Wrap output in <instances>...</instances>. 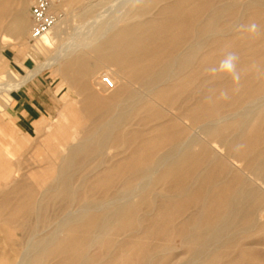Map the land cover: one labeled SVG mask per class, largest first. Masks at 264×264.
I'll list each match as a JSON object with an SVG mask.
<instances>
[{
    "label": "bare ground",
    "instance_id": "6f19581e",
    "mask_svg": "<svg viewBox=\"0 0 264 264\" xmlns=\"http://www.w3.org/2000/svg\"><path fill=\"white\" fill-rule=\"evenodd\" d=\"M14 1L0 0L2 45L7 44L11 32L24 36L30 28V24L22 18V13H15L10 22H5V19L7 24L3 23V19L10 15V7ZM158 2H165L158 12L164 17L166 24H160L152 18L148 22L134 25L130 23L122 29H116L113 25L105 27L95 36L101 42L97 50L104 52L105 60L120 66V72L127 80L122 89L120 87L118 92L115 91L108 98L98 91L99 95L95 94L92 88L98 76L95 77L86 68L87 64L83 63L85 61L75 62L79 64V68L74 76L68 78V73L65 75L72 82H76L78 76L81 78L90 75L89 85L86 83L83 86L87 94L81 98L80 106L87 112L84 119L92 120V128L86 130L82 138L77 137V142H71L68 125L59 124L55 131H50V137H58V145L61 144L63 149L55 144L48 147L51 156L43 158L38 167L27 175L31 182L24 179L23 175L18 176L20 169H15V165L19 164H15L13 159L6 160V156L13 158L15 153L4 150L6 143L0 138V172L4 173L5 181L14 179L10 186L0 192V223L8 226V236L19 229L28 233L27 241L19 242L20 244L15 238H10L7 242L5 240L9 250H0V264L12 259L11 262H15L17 257L20 261L18 259L15 264H48L51 261L52 264H264V236L261 238L264 233V131L261 129L264 125V49H261L260 57L251 60L250 57L255 54L253 52L249 57L251 61L247 63H240L235 58L239 63L236 65L244 69L245 75L240 77L239 73H234L235 76L229 82L235 87L239 84L246 86L242 93L236 89L229 91V87L227 92H223L229 94V100L232 98L238 104L240 102L238 110L235 108L234 112L219 114L214 110L212 96L211 100H200L198 107L210 105L213 110L200 113L198 109L201 108H196L194 114V109L190 110L192 115L189 118V130L192 128L193 131L185 136L188 128H181L179 125L180 115L175 117L171 114L173 117L167 119V113L156 108L158 101L168 107L172 106L171 100L174 99L169 96L177 88V82L173 84V80L181 79L183 72L188 77L189 70H186L191 65L197 63L199 72L207 73L211 64H219L227 60L229 55L235 57V53H223L222 56L216 53H222L236 45L237 35L232 34L238 22H245L241 27H250L254 20L264 23V0H218L217 4H213V0H145L138 6L133 5L131 11L138 12L139 8L146 9ZM250 11L252 14L248 15ZM143 13L146 11L138 14ZM228 13L234 23H222ZM59 21L60 19L49 32L33 43L36 49L42 52L54 45L56 37L52 36L51 30L58 27ZM182 25H185L183 30L179 28ZM167 33L171 34L170 40L161 42V36L165 34L166 37ZM185 35L191 36L192 40L184 44L180 37ZM241 35L247 43L255 35L262 36L264 40V34L257 35L255 32H244ZM253 46H257V43ZM246 52L249 56V51ZM66 55L50 58L44 65L38 66L37 70H32L24 81L19 80L13 86L22 87L42 69L55 65L60 69ZM246 58L248 57L242 61ZM197 66H194L196 70ZM74 69L77 68L74 66ZM0 75V79H12L17 73L10 69L6 74ZM218 75L216 73L210 77L216 78ZM113 78L115 89L118 90V79L116 76ZM254 82L257 86L253 87ZM133 85L143 88L145 94L135 88L133 90ZM206 87L207 85L203 88ZM215 89L207 91L209 93ZM221 96L225 97L224 94ZM8 103L7 100H4V104L0 103V120H5L10 115L7 111ZM68 106L75 110L72 103ZM146 111L150 114L141 117L140 121H158L151 129V132L157 134L149 141H139L137 130L133 129L130 130L131 136L124 137L126 126ZM11 120L12 118L8 122H12ZM232 121L239 124L234 129L235 136L230 138L227 137L230 134L225 133L233 128ZM135 123L132 125H137ZM202 135L206 138H202ZM110 144H129L130 151L124 158L114 159V162L105 167V160L98 157ZM197 146L199 149L195 148ZM94 162L96 165L91 168ZM115 178H120V181L122 178L123 185L112 192L111 197L101 198L102 200L85 197L86 192L92 194L109 188ZM161 185L162 189L159 191L158 186ZM57 200L63 203V216L54 221L53 228L41 234L40 225L48 223L47 212ZM173 234L185 251L172 253L175 247L171 246L170 236L174 237ZM258 234L260 239L252 242V237ZM250 238L251 242H246ZM24 244L25 250L20 253L21 250L18 249L21 248L18 247ZM95 246L99 253L92 255L90 250Z\"/></svg>",
    "mask_w": 264,
    "mask_h": 264
},
{
    "label": "rangeland",
    "instance_id": "374dc122",
    "mask_svg": "<svg viewBox=\"0 0 264 264\" xmlns=\"http://www.w3.org/2000/svg\"><path fill=\"white\" fill-rule=\"evenodd\" d=\"M26 1H28V2H26ZM144 1L145 0H103V1L102 0H82V1L81 0H53V7H54L53 9H54V11L56 13H58L60 15V21L61 22L59 21L60 24L58 25L57 28L53 29V31L51 30L52 36L56 37L54 45L53 46H48L47 50L46 51H42V52H41V50L36 49L34 47L33 43H31V41H29L30 40V33L29 32H31V28H32L30 7H31L32 3L34 2V0H32V1L31 0H18V1L15 0L12 3V5L10 7V15H9L10 19L8 18L9 16L5 17L3 19V23L7 24V23H5L6 21L10 22L12 17H13V15L15 13H22V18L23 19L25 18L24 21L27 22L28 24H30V28L28 29V32L26 33L27 35L25 34L24 36H19L16 32H11L10 35H8L9 39L7 40V44L6 45L0 44V65H1L0 66V74H2V73L6 74L7 72L10 71V69L14 70L17 73L16 77H12V79H9L8 77L0 79V103L4 104V100H7L9 102L8 103L9 104L8 105L9 108H8V110L7 109L6 110L10 113V115L5 120H0V138L1 139L3 138L5 140V143H6L5 144L6 146L3 147V149L6 150V151L8 149V150H11L12 152L15 153V156L13 158H10L9 156H6L7 157L6 160L9 161V160L13 159L15 164H19L18 166L15 165V169H20V171L18 172V176L19 177H22V175H23L24 179H26V180L31 182L29 176L27 177V175H29L32 171H34L38 167L39 162L43 158L51 156V152L49 151L48 147H50L53 144L58 145L59 140H58V137H56V138H55V136L54 137H50V134H51V132L56 130V128H57V126L59 124L70 126L69 129L71 130V133L69 135H70L71 142H77L78 141L77 137L80 136L79 138H82V135L84 136V132L86 130L92 128V120H88L87 121L86 119H84L85 116L87 115V112H85L84 108L81 107L82 106L81 98H83L84 95L87 94V91H85L83 86L86 83H87V86L89 85L90 75H88L89 78L87 77V75H84L81 78L78 76V80L76 82H72L71 80H69L68 78L70 76H74L76 74V71L79 68L78 67L79 64L75 63V62H77L78 60H80L82 62L85 61L83 63H84V65L87 64V65H85V66H87L86 68L90 72L92 71L91 73H94L95 77H97V76L100 77V80L98 79V77L96 78L97 80H95L94 87L92 88V90L94 91L95 94H98V95H99V93H100V95L104 94L103 96L108 98V97L114 95L116 92H118L120 90L119 89L120 87H121V89L124 87L123 85H125L127 80L123 76V74H121L120 66L105 60V58L103 57L104 56L103 55L104 52L97 50V47L100 45L101 42L99 40H96V37L98 36V34L101 31V29H103L105 27L112 26V25H113L112 27H114L116 29H122L124 27H128L130 23H131L130 25H134V24H137V23H141L143 21L144 22H148L152 18H154V21L157 20L156 22H159L160 24H162V23L166 24V21H164L165 20L164 17H162L159 14V12H158L159 9L164 5L165 2H162V3L158 2V3L154 4V6L152 5V6L148 7V8H146V9H145V7L139 8L138 12L137 11H133V10L131 11V7L133 5H137L138 6L141 3H143ZM241 1H245V0H241ZM214 3L217 4L218 0H213V4ZM12 7L14 9L17 8V10H14ZM11 8H12L13 12H12ZM24 10H26V11H24ZM143 11H146V13L138 14L139 12H143ZM130 13H135V14H130ZM251 14H252V12L250 11L248 13V15H251ZM135 15H137V16H135ZM227 15L229 16V13ZM227 15H225V17L222 19V21H223V22L221 21L222 23L233 21L231 16L226 18ZM134 18H135V20H134ZM5 19H7V20H5ZM158 19H162V20H158ZM4 20H5V22H4ZM129 20L131 22H129ZM257 21L254 20L251 23L252 25H254L256 23L253 27H252L251 24H250L251 26L249 25L250 27H248V26L247 27H243V26L241 27V25H243L245 22L244 21L243 22L242 21L238 22L236 24L237 27L235 28V30H234V32L232 34V35H235V33H236V35H237V43L238 44L236 43V45L229 47L225 51H222V53L218 52V53H216V55L220 54L222 56L223 53H225L224 55L235 53V58H237L240 63H247V62H250L251 60H254L255 58L257 59L258 57H260L261 56V51L264 49V40L262 39V36H258L257 37L255 35L257 38L254 36L252 41L247 43V40H245L242 37V35H241L244 32L245 33H247V32H255L257 35H263L264 31L262 33H261V31L264 30V28H263L264 23L259 21V20H257ZM234 22L235 21H233L232 23H234ZM118 26H119V28H117ZM179 28L181 30H183L185 28V25L184 26L182 25ZM244 29H246L247 31L244 30ZM237 32H239L240 35ZM170 37H171L170 33H167L166 37H165V34H163L161 36V38H162L161 42H164V43L167 42L168 40H170ZM254 38L256 39V41H254ZM21 39L23 40V42H22ZM191 40H192L191 36L190 37L189 36L186 37V35H185V36H181L180 37V41L182 43L184 42V44L185 43H189ZM259 40H261V41H259ZM239 42H241V44ZM256 43H257V46H253L252 47V45H256ZM244 44H246V45H244ZM183 45H181L182 48H183ZM66 46L68 47L67 50L69 52L66 50V48H67ZM152 46H155V44H153ZM60 49H61V52H64L63 53L64 55L67 54L66 55L67 57L66 56L64 57V61H63L62 66L60 67V69H58V65L57 66L55 65V66H53L51 68L42 69V71H40L34 78H32V79H35V78L39 77V78L43 79V85H44L45 90H47L49 92H52L53 94L57 95L60 98V104L58 105V109L54 113H51V115L42 114V115H38V116H34V117L27 116L26 114L22 113V111H20L21 108L19 109V107L16 105V103L18 102V100H17L18 96H19L18 93H21L19 91V89L21 87L20 88H15L13 86V83H15V82L18 83L19 80H20V82L24 81L26 79V77H28L32 72L35 71V69L37 70L38 66L41 67L48 60H50V58H52L54 56H61V55L64 56L61 52H59ZM62 50H64V51H62ZM95 50H96V52H95ZM229 50H232V52H230ZM241 50H243V51H241ZM246 51H249V53H250L249 56H248ZM257 51H259V53ZM70 52L73 55L70 54ZM253 52L255 54H253ZM79 54H83V56L81 55L82 58H80L81 56ZM86 54H88V55H86ZM252 54H253V56H252ZM259 54H260V56H259ZM238 55H239V57H238ZM250 56H252V57H250ZM83 57H84V59H83ZM88 57L90 59H88ZM99 57H100V59H99ZM101 57H102V59H101ZM245 57H248V58H246V60L244 59V61H242V59L245 58ZM249 57H250L251 60H249ZM66 59H67V61H66ZM237 59L233 60L235 63L232 61V63H233V68L231 69L232 71L228 70L226 68H223L222 67V62H219L220 65L218 63L211 64L209 69H208L210 71H207V73L206 72L205 73H200L199 72V68L197 66L198 65L197 63H195V65L194 64L191 65V67H189L186 70V72L189 70V72H187L188 77L183 72V75H182L183 77H181V79L173 80L174 82L172 81L173 84L176 83V82L178 83V84L176 83V85H175V86H177V88L179 86V88L178 89L176 88L172 92L171 96H169L172 99H174V101H175L174 102L173 100H171L172 101V103H171L172 104V106H171L172 108L170 106H169L170 107L169 108L166 104H164L161 101L160 102L158 101L156 103V105H157L156 108H158V110H162V112L164 110L165 112H163V113L164 114L167 113L166 114V116H167L166 118L167 119L173 117V115L171 116V114H174L175 117H179V115H180V120L181 121L178 120V123H180V122L181 123L179 125L181 126V128H186V127L188 128V129L186 128L187 129V131H186L187 133L184 134L185 136L188 135V132H189V134L190 133L192 134V131H193L192 128H191V131L189 130L190 129L189 126L191 125V124L189 125V122H190L189 118L191 117L192 114L195 113L196 108H201V107H198V105H197L200 100H203V99L211 100V96H212V98L214 100V103H213L214 104V110L216 112L218 111L219 114H221V112H223V113H231V111L234 112L235 108H237L236 110H238L240 108L239 107L240 102L238 104V102H236L235 99H232V98H230V100H229L228 99V95L229 94L226 93L228 91L227 90L228 87H229V91L230 90L233 91V89H236V90H239V92L242 93L244 91L243 89L246 86V85H242L241 86L239 84V85H237L235 87L234 85H232L229 82L230 79L232 77H234L235 75H237L238 73H239L238 76H240V77H243V75H245L244 69H242L238 65H236L238 63ZM97 60H99V61H97ZM100 60H104L103 62H105V64L102 61H100ZM88 61H89V63H88ZM93 63H96V64L93 65ZM88 64H91V65L88 66ZM217 65H219V66H217ZM74 66L77 69H74ZM194 66L195 67L197 66V70L198 71L195 69ZM234 66L236 67V70H235ZM72 68H73V71L71 70ZM216 68L218 70H215ZM240 69H242L243 71L240 72ZM96 70H97V72H96ZM212 70H214L215 72L212 71ZM210 72H212V74ZM259 72L261 73L262 71H259ZM111 73H113L114 75L111 74ZM195 73L198 74V75L195 76L196 75ZM216 73H217V75L219 74L218 77L211 78ZM234 73H235V75H234ZM66 74H67L68 78L65 76ZM106 74L111 76L112 78H113V76L114 77L116 76V78L118 79L117 85H119L118 86V90L113 89L111 91H106L104 89L103 85L100 86V84H102L101 77L103 75H106ZM209 74H211L210 75L211 77L209 76ZM222 76H223V78H222ZM193 77H195V78H193ZM207 77H210V78L205 81L204 79H206ZM191 79H193V80L196 79V81L195 82L193 80L191 81ZM113 80H114V78H113ZM78 81H80V82H78ZM82 81H84V82H82ZM202 81H205V83L203 82V84H202ZM216 81H218V82H216ZM227 81H228V83H227ZM221 82H223V83H221ZM71 83H72V85H70ZM186 83H188V84H186ZM216 83H221V84H216ZM257 83H258V81L256 80V84ZM181 84H182V86H181ZM211 84H213V85H211ZM256 84L254 82V84H252L253 87H254V85L257 86ZM206 85H207V87L203 88ZM209 85H210V87L212 86L211 88H216L217 89V90L216 89L215 90H211L210 92H212V94H210V92L208 93V91H207V89H211L209 87ZM221 85H223V86H221ZM227 85H229V86H227ZM137 87H138L137 85H133L132 89L133 90L136 89L137 91L139 90L140 93H142V94L145 92V90L143 88H140V87L137 88ZM219 87H222V88L224 87V88L221 89ZM115 88H116V84H115ZM240 88H242V90ZM182 89H184V90H182ZM178 90H179V93H178ZM193 90H194V92H192ZM223 90H225V91L227 90V91L226 92L224 91L225 92L224 93ZM81 91H83V92H81ZM217 91L218 92H222V93L218 94ZM182 92H184V93H182ZM180 93H182V94H180ZM187 93H189V94H187ZM194 93L196 94L195 96H194ZM221 94L222 95L224 94L225 97L223 98V96H221ZM208 95H209V97H208ZM218 95H220L221 98H219ZM172 96H174V97H172ZM178 96H180L179 98H181V99L186 97L189 100L188 99H182V100L178 99ZM202 96L204 98H200ZM213 96H215V97L218 96V97H216V99H214L215 97H213ZM218 98H219L220 101L217 100ZM73 99L75 101L76 100L77 101L75 102ZM147 99H149V98L147 97ZM221 99H223L222 100L223 102L221 101ZM221 102H222V104L220 105ZM71 103L73 104V107L75 108V110H71L69 108L68 105H71ZM191 103H192V105H191ZM213 104H212V106H213ZM225 104H226V106H225ZM188 105L189 106L191 105V107H189ZM175 106H177V107H175ZM219 106H220V108H219ZM187 107H188V109H186ZM226 107H227V109H226ZM203 108L198 109V111L200 110L201 111L200 113H202V112L205 113L207 111L213 110L210 105H209V107H203ZM193 109H194V111H193ZM190 110H192L193 112L190 111ZM146 112H142L136 119L132 120L126 126V129L123 131V136L124 137L127 138L128 136H131L130 130L132 131L133 129L137 130V135L139 136L138 137L139 141H149V140L152 139V137H154L157 134V133L151 132V129H152L153 126H155L156 124L159 123L158 121H147L148 123L140 121L141 117H146L147 115L150 114L148 111H146ZM191 112H192V114H191ZM183 114H185V115L189 114V115L185 117ZM181 116H183V117L181 118ZM10 118H12V120H11L12 122H8V120H10ZM79 118H81V119H79ZM183 120H184V122H182ZM135 122H137V125H132ZM187 122H188V124H187ZM232 123H233V125H232L233 128H231L229 130L230 132L228 131V132L225 133L226 135L230 134L229 136L227 135V137H230V138L235 136L236 131L234 129H236L238 127V124H239L238 122H233V121H232ZM148 125H150V126H148ZM87 126H89V127H87ZM137 127H139V128H137ZM141 127H142V129H141ZM143 127H144V129H143ZM186 129H183V130H186ZM261 129L264 131V125L262 126ZM144 133H145L146 136L145 135L141 136V134H144ZM148 135H151V136H148ZM140 136L143 137V138H141ZM203 136L204 135H202V138H206V137H203ZM144 137H146V139ZM47 144H49V145H47ZM112 145H114L115 148ZM58 146H60L61 150L63 149V146L61 144H59ZM109 146L107 148H105L103 150V152L100 153V155L98 157L99 159L103 158L105 160V162H106L105 163L106 164L105 167L106 166L108 167L115 160L124 158L126 155L129 154V151H130V148H129L130 145L129 144H124V145L110 144ZM195 148L199 149L198 146L195 147ZM121 150H123V151L121 152ZM103 153H105V154H103ZM95 165H96V163L94 162L91 165V168H93V166H95ZM3 177H4V173L0 172V192L5 187L10 186L13 183L12 181H14L13 178H12V180L5 181V179ZM119 179L115 178V180L111 184V186L109 188L104 189L105 191L103 189H100V190H97L98 192L97 191L93 192L94 193V194L92 193L93 195L91 193L89 194V192H86L87 195L84 193V195H85L86 198L91 197V198L96 199V200H102L101 198H103V199L109 198V197H111L110 194L112 195V192L114 193V191H116L117 189L122 187L123 179L121 178V181ZM117 181H119V182H117ZM115 184H116V186H115ZM113 186H115L116 188L113 187ZM161 189H162V185L158 186V190L161 191ZM107 195H108V197H107ZM63 209H64L63 208V203H62L61 200H57L56 202H54V204H52V208H50L49 211L47 212V215L49 217L48 223L44 224V225L43 224L40 225L39 232L41 234H44L45 232H47L48 230H50L51 228L54 227V221L57 220L58 218H60L61 216H63ZM190 211H191V209H190ZM2 223L3 222L0 223V243H2L3 241H4V243H2V245H3L2 247L0 245V250L1 249H3L4 251L9 250V247H7V245L5 243V240L7 242L8 239H10V238L18 239V241H17L18 243L19 242H23V241L24 242L27 241L28 233H27L26 230L19 229L16 232H14L11 236H8V234H7L8 226L6 224H4V223L2 224ZM171 236H170V238H171L170 239V243H172L171 246L175 247V249L172 251V253H178V252L185 251L186 250L185 248L180 247L179 239L176 237V235H174V237L173 236L171 237ZM263 236H264V233L261 235V238ZM259 239H260L259 234L255 235L254 237H252V242H256ZM263 240H264V237H263ZM246 242H251V238L248 239ZM16 248H17V246L15 247V249ZM18 248H21V249H18V250H21L20 251V253H21L22 250H25V244L24 245H20ZM3 250H1V251H3ZM18 250H17V252H18ZM90 253L92 255H97L99 253L98 247H96V246L93 247L92 250H90ZM18 259L20 261L19 257H17V261H18ZM11 261H13V259L10 260L9 262L5 261L4 264H15L17 262V261H15V262H11ZM52 263H53V261L49 262L48 264H52ZM246 263L247 262H245V264Z\"/></svg>",
    "mask_w": 264,
    "mask_h": 264
},
{
    "label": "crops",
    "instance_id": "0c3cea01",
    "mask_svg": "<svg viewBox=\"0 0 264 264\" xmlns=\"http://www.w3.org/2000/svg\"><path fill=\"white\" fill-rule=\"evenodd\" d=\"M19 91L21 93H18L16 105L19 109L21 108L22 113L30 117L42 114L51 115L60 104V98L45 90L43 79L39 77L29 80Z\"/></svg>",
    "mask_w": 264,
    "mask_h": 264
},
{
    "label": "built area",
    "instance_id": "2783aa9c",
    "mask_svg": "<svg viewBox=\"0 0 264 264\" xmlns=\"http://www.w3.org/2000/svg\"><path fill=\"white\" fill-rule=\"evenodd\" d=\"M53 0H34L30 7V15L32 20V28L30 32V41L35 43L41 37L50 31L58 20L60 15L53 10ZM105 90L111 91L115 89V83L111 76L103 75L101 79Z\"/></svg>",
    "mask_w": 264,
    "mask_h": 264
},
{
    "label": "clouds",
    "instance_id": "9594fccd",
    "mask_svg": "<svg viewBox=\"0 0 264 264\" xmlns=\"http://www.w3.org/2000/svg\"><path fill=\"white\" fill-rule=\"evenodd\" d=\"M235 59L233 55H229L227 60L222 62V67L231 70L233 68L232 61Z\"/></svg>",
    "mask_w": 264,
    "mask_h": 264
}]
</instances>
